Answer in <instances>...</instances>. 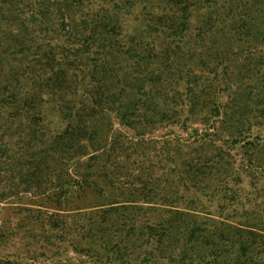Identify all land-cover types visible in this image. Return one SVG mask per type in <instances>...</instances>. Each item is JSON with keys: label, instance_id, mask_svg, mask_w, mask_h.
<instances>
[{"label": "trees", "instance_id": "16d2710c", "mask_svg": "<svg viewBox=\"0 0 264 264\" xmlns=\"http://www.w3.org/2000/svg\"><path fill=\"white\" fill-rule=\"evenodd\" d=\"M16 1L2 3L13 6ZM78 4H51L60 15L58 25L63 31L67 27L66 46H24L21 35L32 24L22 19L10 31V43L32 61L26 65L14 58L3 65L0 60V159L17 163L20 183L9 195L0 193V248L34 253L42 239L52 247V241L63 243L73 235L71 250L100 263L264 264V201L259 202L264 135L250 129L247 134L230 132L217 146L219 137L210 131L216 130L214 123L221 117V123L237 120L207 87L197 83V91H175L183 81L190 86L197 78L193 72L177 77L179 59L190 58L178 44L205 49L206 43L217 42L216 0H161L160 12L132 27L107 8L79 17ZM194 18L195 41L184 39ZM263 26L264 0H247V37L264 36ZM123 31L139 38L150 34V48L137 45L136 36ZM90 55L100 59L88 64ZM123 55L134 58L143 73L120 75L113 61ZM139 90L162 107L173 99L168 94L172 90L182 100L175 115L212 122L203 139L166 140L157 150L145 134L132 139L121 134L109 112L128 103L126 91L135 96ZM248 94L247 121L252 115L264 124V86L254 98ZM49 124L56 127L51 130ZM223 148L247 155L246 162L237 163L238 171H233L236 158ZM143 150L159 155L165 168L161 175L136 158L130 161L131 153L145 154ZM123 175L134 181L124 187ZM243 175L252 190L247 197ZM26 193L37 200L26 207L3 203Z\"/></svg>", "mask_w": 264, "mask_h": 264}, {"label": "rangeland", "instance_id": "374dc122", "mask_svg": "<svg viewBox=\"0 0 264 264\" xmlns=\"http://www.w3.org/2000/svg\"><path fill=\"white\" fill-rule=\"evenodd\" d=\"M60 1L17 0L12 6L10 2L3 4L2 0H0V42L2 43V46H0V60L3 65L15 61L14 58H18L24 61V63L25 61H32L29 57L23 59L22 56H19L20 54L17 51L19 47H12L10 43V31L15 32L14 30L19 28L18 22L20 23L22 19L32 24V27L28 26L23 30L21 35V43L24 46L26 45L31 49L36 45L56 47L60 46V44H64L65 46L68 44L66 37L67 27L65 31L62 30V27L58 25L60 24V15L54 7H51V4ZM78 1L77 16L88 17L100 9L107 8L112 12L116 10L117 14L123 19L124 24L129 27L138 24L141 20H146L147 14H157L156 12H160V8L164 6L162 4L159 6L161 0ZM216 2L215 9L217 15L215 14V16L220 22L216 24L215 30L218 32L214 31L215 37L213 38L217 42H213L212 44L206 43L205 49L202 48V45L198 46L194 43H190L189 47H183L181 44H178L183 50L187 49L190 58L188 61H186V56H182L179 59L177 62L179 66L177 77L180 79L193 72L192 74L197 78L195 80L196 83L192 82L190 86L183 81L181 87H176L175 91H179L181 95L187 92V88L197 91L199 88L195 87L198 83L203 89L207 87L208 94L210 92L216 93L218 102L225 108L223 111L230 114L235 121L237 120L235 123H232V120H230V123H221L220 121L223 119L221 117L219 118L220 120L218 119L214 123L216 130L210 129V131L215 132L214 136L219 137V142L217 141L216 145L220 146V141L228 138L230 132L236 134L245 132L247 134V130L250 129L251 133L264 135L263 120L253 119L252 115H250L247 121V93H249V96L251 94L254 98L260 91V87L264 86V77L261 80L258 78L260 75L264 76V36L250 33L247 37V0H216ZM114 4H119V8H113ZM40 8L43 10H40ZM39 11L41 14L38 13ZM199 14L202 15L201 13ZM42 20H45V24L41 23ZM197 22L195 18L192 20L191 30L187 33L189 36L183 37L184 39L187 38V40L192 39L195 41ZM263 27H260V29L264 30ZM123 33L126 36L137 35V33L131 34L130 31H123ZM149 36L150 34L142 38L136 36L135 40L139 41L137 45H143L146 49H149L151 41ZM175 49L177 50V48ZM92 59L99 60L100 58L90 55L87 63L90 64L89 62ZM25 64L27 65V63ZM113 64L120 75L125 73L130 78H136L144 71V69H139L134 58L128 59L126 55H123L118 61L117 59L114 60ZM249 70H251V73ZM251 76H254V79ZM138 92L135 96L129 91L124 93V96L130 97L136 102L137 105L135 107L131 105L132 100L130 99L128 103L116 105L115 109L109 112V118L112 124H114V128L128 137V139L137 137V133L145 134V139L155 141L157 150H161L166 140L178 139L182 142H191L197 139L202 140L205 134L204 129L208 128L212 123L200 118L186 119L185 114L182 113L175 115L174 111L182 104V100L172 90L168 94L174 97L173 99L168 98V107L158 106L155 103L147 101L145 97L146 90H139ZM55 127V124H49L51 130ZM209 140H213V138ZM139 151L131 153L130 161H136L134 159L136 158L144 162L155 175H161L165 171L162 164L163 161L161 162V158L154 151L143 150L145 154ZM223 152L236 158L237 162L233 171H238L237 163L240 164L241 161L246 162L247 160V155L243 154V151L239 149L229 151L223 148ZM4 158L3 156L0 159V193L9 195L13 192V189H11L13 186L19 187L20 185L18 176L19 167H16V162L4 160ZM243 179L244 193L247 197V193L252 190L247 186V177L244 176ZM120 180V183L126 187L134 181V178L123 175ZM263 183V181L260 182L261 185ZM259 194H263L259 199V202L262 203L264 201V190H260ZM32 200L36 201L37 198L30 193H26L19 194L16 197L9 196L3 200V203L5 205L12 204L17 207H26ZM72 236H65V240H62L63 243H60L61 240L59 242L52 241V247L48 243V240L42 239V247L39 250L36 249L34 253H28L21 249L17 250L14 247L9 248V250L0 248V264L102 263L94 258L90 259L72 251L69 246L73 240ZM28 242L30 243L31 240ZM4 255H9V261Z\"/></svg>", "mask_w": 264, "mask_h": 264}]
</instances>
